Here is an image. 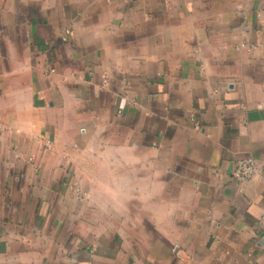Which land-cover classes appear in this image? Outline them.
Returning a JSON list of instances; mask_svg holds the SVG:
<instances>
[{
	"label": "crops",
	"instance_id": "obj_1",
	"mask_svg": "<svg viewBox=\"0 0 264 264\" xmlns=\"http://www.w3.org/2000/svg\"><path fill=\"white\" fill-rule=\"evenodd\" d=\"M0 264H264V0H0Z\"/></svg>",
	"mask_w": 264,
	"mask_h": 264
},
{
	"label": "built area",
	"instance_id": "obj_2",
	"mask_svg": "<svg viewBox=\"0 0 264 264\" xmlns=\"http://www.w3.org/2000/svg\"><path fill=\"white\" fill-rule=\"evenodd\" d=\"M45 146L48 150L53 149V142L52 140L48 139L45 142ZM259 173V164L257 160L251 156H245L240 159H237L234 163V167L232 170V178L239 182H247L252 180L254 177H256ZM173 252L181 257L184 249L179 244H174L172 247Z\"/></svg>",
	"mask_w": 264,
	"mask_h": 264
}]
</instances>
